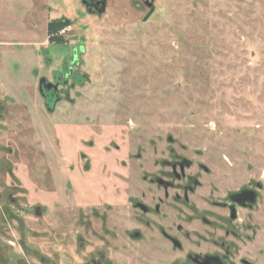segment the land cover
<instances>
[{
	"label": "rangeland",
	"instance_id": "1",
	"mask_svg": "<svg viewBox=\"0 0 264 264\" xmlns=\"http://www.w3.org/2000/svg\"><path fill=\"white\" fill-rule=\"evenodd\" d=\"M82 1L0 0V142L12 149L0 205L9 191L20 205L19 219L0 214V264H28L19 245L47 264H184L187 249H157L154 231L126 235L128 200L171 149L208 167L205 183L262 185L263 247L264 0H97L100 14ZM51 22L71 29L59 44ZM55 72L48 106L37 87ZM83 196V215L53 206Z\"/></svg>",
	"mask_w": 264,
	"mask_h": 264
},
{
	"label": "flooded vegetation",
	"instance_id": "2",
	"mask_svg": "<svg viewBox=\"0 0 264 264\" xmlns=\"http://www.w3.org/2000/svg\"><path fill=\"white\" fill-rule=\"evenodd\" d=\"M97 3V0H85L86 10L97 11L101 7ZM61 30L55 31L52 35L60 36ZM70 31L69 28L64 34ZM47 42L49 45H54L49 43L48 36ZM72 74V70L68 69L63 76L70 78ZM62 82L56 72L52 81L45 82L43 78L39 79L37 91L43 98L45 97L48 106L56 100L55 90ZM2 118L3 115L0 114V119ZM75 137L79 139V150L76 149L75 152L80 159H83L85 156L81 149L83 136L77 134ZM73 145L77 147L74 142ZM11 152V148L0 142L2 155ZM0 159L4 162L3 156ZM159 164L161 168H158L155 174L143 178L144 188L147 190L136 191L128 200L131 210L128 213L126 235L130 239L138 241L142 235L147 236L145 230L154 231L156 234L153 236L155 240L153 245L157 249H161L164 245L177 252L187 249L183 259L184 264H261L264 259V256H261V253L264 255V246H260L262 235L260 221L256 218L260 211L259 192L262 189L260 183L255 182L253 186L241 187L233 191H229L228 186L223 182V185L213 181L205 183L210 177L211 170L200 162L190 161L174 149H171L168 158L163 159ZM1 167L3 170L4 167ZM7 172L12 176L11 171ZM1 183L0 181V185ZM205 185H207L206 190H203ZM11 198L13 201L10 200ZM90 199L83 196L80 201L64 202L59 206L56 203L53 206L60 210L65 209L66 212L68 206L75 205L78 213L81 210L83 215V211L90 206L89 201L86 200ZM5 200L0 205L1 216L7 214L14 220L19 219L15 212L20 205L14 200L11 191L8 192ZM104 200L112 201V199ZM27 212L35 219L43 216L41 205H33ZM164 217L169 221L165 222ZM16 225L19 232L25 233L20 220ZM78 241L79 245L83 244L81 239ZM250 245H253L252 251L245 249ZM18 249L28 260V264L49 263L41 256L38 257L37 262L29 261L30 253L33 251L36 254L39 251L32 245L31 247L19 245ZM252 253L255 255L251 257ZM86 264L96 263L91 261Z\"/></svg>",
	"mask_w": 264,
	"mask_h": 264
},
{
	"label": "trees",
	"instance_id": "3",
	"mask_svg": "<svg viewBox=\"0 0 264 264\" xmlns=\"http://www.w3.org/2000/svg\"><path fill=\"white\" fill-rule=\"evenodd\" d=\"M66 24L64 22H51L47 25L46 33L48 36V40L50 44H59L60 41L56 36H53L52 34L55 31H58L62 28H65Z\"/></svg>",
	"mask_w": 264,
	"mask_h": 264
},
{
	"label": "water",
	"instance_id": "4",
	"mask_svg": "<svg viewBox=\"0 0 264 264\" xmlns=\"http://www.w3.org/2000/svg\"><path fill=\"white\" fill-rule=\"evenodd\" d=\"M82 3L85 4V0H83ZM97 4H98V5H101V7L97 9V12H98L99 14H100V13H103L104 10H105V3H104V1L98 2ZM98 5H97V6H98ZM151 6H152V4L147 3V7L150 8Z\"/></svg>",
	"mask_w": 264,
	"mask_h": 264
},
{
	"label": "built area",
	"instance_id": "5",
	"mask_svg": "<svg viewBox=\"0 0 264 264\" xmlns=\"http://www.w3.org/2000/svg\"><path fill=\"white\" fill-rule=\"evenodd\" d=\"M68 28H63L60 32H59V34H64L65 32H68Z\"/></svg>",
	"mask_w": 264,
	"mask_h": 264
}]
</instances>
